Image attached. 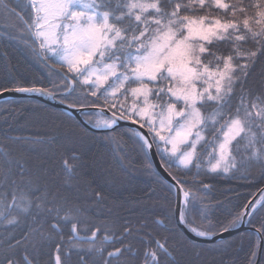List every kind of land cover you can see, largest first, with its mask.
I'll list each match as a JSON object with an SVG mask.
<instances>
[{"label": "snow or ice", "instance_id": "1", "mask_svg": "<svg viewBox=\"0 0 264 264\" xmlns=\"http://www.w3.org/2000/svg\"><path fill=\"white\" fill-rule=\"evenodd\" d=\"M2 40L47 83L0 95L56 114L0 135V264H193L198 241L237 250L234 233L239 264H264V0H0ZM217 176L258 197L217 218Z\"/></svg>", "mask_w": 264, "mask_h": 264}, {"label": "trees", "instance_id": "2", "mask_svg": "<svg viewBox=\"0 0 264 264\" xmlns=\"http://www.w3.org/2000/svg\"><path fill=\"white\" fill-rule=\"evenodd\" d=\"M13 7L16 6V0H10ZM19 10V9H18ZM7 53V59L2 55ZM45 78L47 83V73L44 68L33 60L24 50L14 41L2 40L0 41V84L12 81L14 78H19L25 81L33 79L39 80ZM37 106H44L49 111L41 112ZM22 112V114H17ZM11 113V115H9ZM56 114L54 106L36 101L34 99L15 98L0 101V135L4 134V130L8 129L12 134L25 133L29 131L28 127H20L26 121L30 122L33 128L44 127L46 121L51 119ZM8 115V120L5 121L3 117ZM9 125L11 127L9 128ZM131 142H129V150L131 151ZM106 151V159L111 163L113 171L118 172V165L112 159L110 150ZM103 180V175L96 177L97 183ZM208 183L212 185L211 190L207 192V197L216 207L214 214L217 218L226 216L236 205L243 204L245 198H252L253 195L258 196L255 186H248L244 181L229 179L223 176L209 178ZM136 195H142L150 187V179L145 176L138 177L135 181ZM139 211V210H137ZM246 231V229L241 230ZM226 239L234 240L235 247L233 248L221 246L219 250L213 247L214 242L200 243L201 255L199 258L195 257L191 251L184 254V260H192L193 264H225L227 261H235L236 264L243 259L245 252L249 246V239L244 238V244L239 246L240 235L234 233L233 237H226ZM253 237V242H254ZM261 258H264V252H261Z\"/></svg>", "mask_w": 264, "mask_h": 264}, {"label": "water", "instance_id": "3", "mask_svg": "<svg viewBox=\"0 0 264 264\" xmlns=\"http://www.w3.org/2000/svg\"><path fill=\"white\" fill-rule=\"evenodd\" d=\"M15 98L34 99L36 101H39V102H42V103H45V104H48L51 106L55 105V101L48 100L47 98L40 97L36 94L6 93L4 95H0V101L7 100V99H15ZM241 230H243V229H241ZM198 242L209 243V242H213V241H198Z\"/></svg>", "mask_w": 264, "mask_h": 264}, {"label": "rangeland", "instance_id": "4", "mask_svg": "<svg viewBox=\"0 0 264 264\" xmlns=\"http://www.w3.org/2000/svg\"><path fill=\"white\" fill-rule=\"evenodd\" d=\"M258 197V196H257Z\"/></svg>", "mask_w": 264, "mask_h": 264}]
</instances>
